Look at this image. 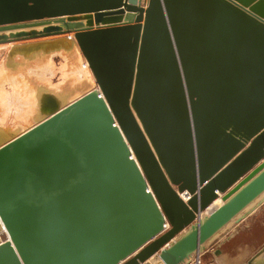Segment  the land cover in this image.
Segmentation results:
<instances>
[{"label":"water","instance_id":"obj_1","mask_svg":"<svg viewBox=\"0 0 264 264\" xmlns=\"http://www.w3.org/2000/svg\"><path fill=\"white\" fill-rule=\"evenodd\" d=\"M22 40L12 65L77 48L95 87H38L35 124L0 127V264L222 254L264 194V0H0Z\"/></svg>","mask_w":264,"mask_h":264},{"label":"bare ground","instance_id":"obj_2","mask_svg":"<svg viewBox=\"0 0 264 264\" xmlns=\"http://www.w3.org/2000/svg\"><path fill=\"white\" fill-rule=\"evenodd\" d=\"M34 41L38 40L0 43V127L15 133L35 124L38 87L52 89L67 101L95 87L94 76L77 48L43 53L31 59L16 57L12 60L17 63L15 66L8 61L6 49ZM217 206L215 202L206 213Z\"/></svg>","mask_w":264,"mask_h":264},{"label":"crops","instance_id":"obj_3","mask_svg":"<svg viewBox=\"0 0 264 264\" xmlns=\"http://www.w3.org/2000/svg\"><path fill=\"white\" fill-rule=\"evenodd\" d=\"M216 202L222 204V201L218 199ZM264 194L261 195L256 201H253L245 211H243L239 217L235 218L224 229L221 236L216 239V242H220L226 236L233 232H237L236 236H242V239H231L225 243L222 248L223 255L230 257L231 259L237 255L240 259H249L255 256L258 252L264 249V222H255V216L260 215V211L264 210ZM207 213H205L206 215ZM251 217V221H250ZM258 219V218H256ZM212 245L208 250L201 251V254L206 255L211 251ZM221 255V254H220ZM220 256L215 259V264H218ZM223 259V257H221Z\"/></svg>","mask_w":264,"mask_h":264},{"label":"rangeland","instance_id":"obj_4","mask_svg":"<svg viewBox=\"0 0 264 264\" xmlns=\"http://www.w3.org/2000/svg\"><path fill=\"white\" fill-rule=\"evenodd\" d=\"M259 213H260V215L255 216L254 221L262 223V222H264V210H261ZM256 218H258V219H256ZM250 221H251V217H250ZM236 235H237V233H236ZM236 235H234V237H232V239H234V238L235 239H240V238L242 239L241 235L240 236L239 235L236 236ZM226 244H227V242H226ZM213 248H214V246L211 248V251L206 255L201 254V256H200V253H201V251H200L197 253V255L196 254L190 255L177 264H185L187 261H188V264H215V257L211 253L214 250ZM218 256H220V259L218 260V264H247V260H248V259H242L241 260L240 257H238L237 255H235V257L231 259L230 257H226V255H223V251H222V254L218 255ZM221 257H223V259H221Z\"/></svg>","mask_w":264,"mask_h":264}]
</instances>
